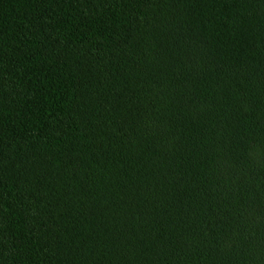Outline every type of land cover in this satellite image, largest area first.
<instances>
[{
    "label": "trees",
    "instance_id": "trees-1",
    "mask_svg": "<svg viewBox=\"0 0 264 264\" xmlns=\"http://www.w3.org/2000/svg\"><path fill=\"white\" fill-rule=\"evenodd\" d=\"M0 264H264V0H0Z\"/></svg>",
    "mask_w": 264,
    "mask_h": 264
}]
</instances>
